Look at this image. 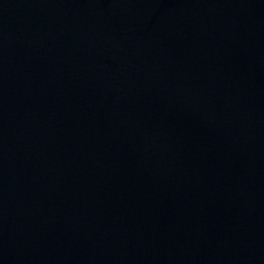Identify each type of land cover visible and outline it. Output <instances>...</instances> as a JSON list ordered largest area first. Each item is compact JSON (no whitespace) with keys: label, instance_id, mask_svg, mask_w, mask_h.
Here are the masks:
<instances>
[{"label":"water","instance_id":"obj_1","mask_svg":"<svg viewBox=\"0 0 264 264\" xmlns=\"http://www.w3.org/2000/svg\"><path fill=\"white\" fill-rule=\"evenodd\" d=\"M0 264H264V0H0Z\"/></svg>","mask_w":264,"mask_h":264}]
</instances>
